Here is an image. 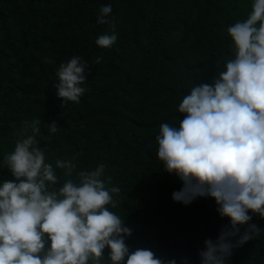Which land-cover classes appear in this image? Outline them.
<instances>
[{
	"label": "trees",
	"instance_id": "1",
	"mask_svg": "<svg viewBox=\"0 0 264 264\" xmlns=\"http://www.w3.org/2000/svg\"><path fill=\"white\" fill-rule=\"evenodd\" d=\"M107 4L117 40L104 49L96 39L112 31L97 17ZM247 15L238 0H0V184L14 180L2 168L4 155L23 138L25 122L39 119L38 147L53 166L77 155L78 170L105 165L108 187L120 189L112 210L132 229L130 251L200 264L204 241L229 222L211 198L172 200L183 184L164 171L156 136L162 123L179 125L177 109L191 88L211 83L234 58L227 28ZM73 56L90 74L79 104L61 108L56 71ZM52 121L59 128L49 138ZM57 174L61 184L76 180ZM250 223L264 230L258 216ZM226 264H264V232L233 249Z\"/></svg>",
	"mask_w": 264,
	"mask_h": 264
},
{
	"label": "clouds",
	"instance_id": "2",
	"mask_svg": "<svg viewBox=\"0 0 264 264\" xmlns=\"http://www.w3.org/2000/svg\"><path fill=\"white\" fill-rule=\"evenodd\" d=\"M111 12L107 4L97 17V24L112 31L96 39L104 49L117 40ZM227 35L234 58L211 83L194 85L178 106L179 125L162 123L156 136L164 171L183 184L172 200L188 205L198 197L211 198L229 222L215 240L204 241L200 264H226L233 249L264 232L250 223L253 216L264 220V0H253L247 18L228 27ZM100 62L97 57L95 63ZM89 74L79 56L60 64L56 96L61 108L79 104ZM40 123L25 122L23 138L3 157L2 168L14 180L0 184V264H177L151 249L130 251L125 241L132 229L112 210L120 189L108 187L105 165L78 170L77 155L53 166L47 149L38 147ZM58 128L55 121L48 124L49 138ZM57 169L66 177L75 173L76 180L61 184ZM181 264H188L187 258Z\"/></svg>",
	"mask_w": 264,
	"mask_h": 264
},
{
	"label": "rangeland",
	"instance_id": "3",
	"mask_svg": "<svg viewBox=\"0 0 264 264\" xmlns=\"http://www.w3.org/2000/svg\"><path fill=\"white\" fill-rule=\"evenodd\" d=\"M240 9L245 12L246 14H249L251 11V4L253 3V0H238Z\"/></svg>",
	"mask_w": 264,
	"mask_h": 264
}]
</instances>
